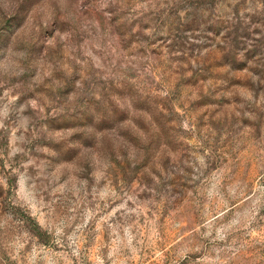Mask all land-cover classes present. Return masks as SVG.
Wrapping results in <instances>:
<instances>
[{
  "label": "rangeland",
  "instance_id": "rangeland-1",
  "mask_svg": "<svg viewBox=\"0 0 264 264\" xmlns=\"http://www.w3.org/2000/svg\"><path fill=\"white\" fill-rule=\"evenodd\" d=\"M0 264H264V0H0Z\"/></svg>",
  "mask_w": 264,
  "mask_h": 264
}]
</instances>
